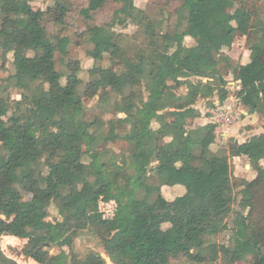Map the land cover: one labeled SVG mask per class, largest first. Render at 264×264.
Listing matches in <instances>:
<instances>
[{"label": "trees", "instance_id": "1", "mask_svg": "<svg viewBox=\"0 0 264 264\" xmlns=\"http://www.w3.org/2000/svg\"><path fill=\"white\" fill-rule=\"evenodd\" d=\"M35 1L0 0V239L25 240L20 255L38 264H264V225L253 218L264 198V133L241 145L255 177L240 184L237 200L228 153L212 151L216 125L193 126L202 116L198 101L212 109L231 95L223 62L239 85L240 106L264 117V19L245 5L229 11L230 0H182L166 30L135 0H117L113 20L99 26L91 22L107 0H88L79 10L92 46L87 54L94 62L116 54L121 68L99 67L83 85L77 73L58 71L56 56L67 55L71 40L47 27L51 12L67 15L69 5L55 0L41 11ZM130 25L141 30L143 44L124 45L116 28ZM250 36L249 63L232 66L224 51ZM9 56L13 71L2 84ZM12 90L19 100L8 98ZM82 96L100 97L98 109L115 118L88 120ZM121 114L132 121L130 133L117 131ZM117 142L129 145L128 156L110 157L104 146ZM77 184L100 186L117 215L90 219L63 194ZM177 186L184 193L171 210L162 189ZM53 206L58 216L50 220ZM84 232L104 255L73 252ZM224 233L227 244L214 240ZM0 264L17 262L0 249Z\"/></svg>", "mask_w": 264, "mask_h": 264}, {"label": "rangeland", "instance_id": "2", "mask_svg": "<svg viewBox=\"0 0 264 264\" xmlns=\"http://www.w3.org/2000/svg\"><path fill=\"white\" fill-rule=\"evenodd\" d=\"M70 8V12L67 15H62L56 9L51 12L52 21L47 25L51 34L59 36L60 38H69L71 44L68 47L67 55L62 56L57 54V69L60 72H73L77 73L83 85L86 84L91 78L92 74L95 73L96 69L102 68H112L115 71L120 70L121 62L116 54L112 56H105L102 60L94 62L88 56V51L92 46L88 42L87 34V24L84 19L79 15V10L84 8L88 4V0H64ZM55 0H37L32 5L35 10L46 11L49 7L53 6ZM182 0H135V4L138 8L145 10L148 15L153 20H164V28L169 30L172 28L176 21V10L181 6ZM241 5L247 6L253 12H256L262 19H264V0H230L227 8L229 11H234ZM120 8L117 0H107L106 5L101 9L94 17V21L91 25H105L113 20L115 12ZM117 33L125 35L124 45L131 43L143 44L145 42V36L138 27L130 25L127 29L120 27L116 28ZM253 36L245 38H237L233 46L230 49L224 51L223 55L231 60L232 66H237L239 64L247 63L250 61V53L247 48V43L254 41ZM186 44L191 46L194 41L191 39L186 40ZM9 62L6 69L1 72V82L4 84L7 77L12 73V56L8 57ZM263 59V58H261ZM1 67V59H0ZM232 68L226 65L224 62L220 65V72L224 79L228 82V88L231 91V95L236 96L238 91V84L234 81L232 74ZM81 86L79 91L80 94L83 93V87ZM179 94H185L186 90L184 88L178 91ZM21 92L18 90H12L8 98L10 100H19ZM117 95H113L115 100ZM100 97L94 99H87L82 96L84 107L87 111V119L93 121L94 118H100L104 121H109L113 117L112 114H104L97 105ZM235 105V102H233ZM208 101L200 100L198 101L196 107L201 111V118L193 122V126H205L211 121V118L203 117L207 113L212 116V109H207ZM117 131L121 133H130L132 130V121L125 115L121 114L117 117ZM241 121V120H240ZM241 124L237 121L229 129H227L226 134H221L219 131L216 133V143L212 147L213 152L226 151L230 157V165L232 172V181L235 185V193L237 200L240 199L238 193L241 190L240 184L244 181H251L255 177V173L252 170L250 163L246 156L243 154L241 145L250 137L254 135H259L264 133V117H257L255 122H243ZM250 123V124H249ZM248 125V126H247ZM156 128V126H154ZM236 128V130H232ZM108 128L104 129V133H107ZM229 133V134H228ZM223 135V136H222ZM157 144H161L162 140L158 139ZM105 149L110 153V157H119L121 159L124 156L129 155V145L124 142H117L114 144H108L104 146ZM85 149V146H82ZM195 165H199V160L191 161ZM264 167V161L261 162ZM149 183H153L151 180ZM64 187L63 194L66 197H70L73 201L75 207L86 212L87 216L92 220H105L113 218L118 213V206L114 199L106 197L103 194V190L98 185L84 186L77 184L76 187L67 188ZM182 189L183 187L177 186L174 188L165 189L162 194L170 201L169 208L172 210L176 207L175 198L180 195L177 190L171 189ZM25 199H29V196H25ZM235 210H239L237 203L234 205ZM57 217V212L55 206L51 209V219ZM258 223L263 224L264 221V198L259 197L255 215L253 217ZM168 226H165L166 229ZM219 243L227 244L229 240V233H224L219 237L215 238ZM25 240H21L16 237L8 236L0 239V249L10 258L14 259L17 264H38L31 259H25L20 255V251L23 248ZM66 252H70L65 249ZM89 251H96L104 255L103 249L101 248L100 241L95 238L92 233L84 232L79 235L75 240L73 252L76 255L83 256ZM52 254H58L60 251L58 249L51 250ZM107 264H112L109 259H107ZM251 260L236 264H251ZM171 264H192L185 259H180L173 261ZM216 264H223L218 262Z\"/></svg>", "mask_w": 264, "mask_h": 264}, {"label": "built area", "instance_id": "3", "mask_svg": "<svg viewBox=\"0 0 264 264\" xmlns=\"http://www.w3.org/2000/svg\"><path fill=\"white\" fill-rule=\"evenodd\" d=\"M237 88L239 90V85ZM233 102H235V105ZM212 114L213 115L210 118L213 121L210 123L216 125V133H218L220 130L221 132H219L223 135L226 134L227 129H229L237 121H240L244 117H252L243 110V108L240 106L239 100L233 95H230L223 104L217 103L216 108L212 110Z\"/></svg>", "mask_w": 264, "mask_h": 264}, {"label": "crops", "instance_id": "4", "mask_svg": "<svg viewBox=\"0 0 264 264\" xmlns=\"http://www.w3.org/2000/svg\"><path fill=\"white\" fill-rule=\"evenodd\" d=\"M247 63H249V61L247 62ZM247 63H243L242 65H245V64H247ZM252 117H248V118H246V117H244V118H242L241 119V121H239L241 124H245V123H243V122H247V124H248V122H250V123H252V122H255V120L257 119V117H259V115L258 114H256V115H251ZM203 117H205V116H203ZM206 118V117H205ZM251 118H252V121H251ZM207 119V118H206ZM249 123V124H250ZM248 126V125H247ZM232 130H236V128H233ZM229 134V133H228ZM165 189H169V187H164L163 189H162V192L165 190ZM171 190H177L179 193H180V195L179 196H181L183 193H184V190L183 191H181L179 188L178 189H171Z\"/></svg>", "mask_w": 264, "mask_h": 264}, {"label": "water", "instance_id": "5", "mask_svg": "<svg viewBox=\"0 0 264 264\" xmlns=\"http://www.w3.org/2000/svg\"><path fill=\"white\" fill-rule=\"evenodd\" d=\"M56 209V212H57V216H58V209L57 208H55Z\"/></svg>", "mask_w": 264, "mask_h": 264}]
</instances>
